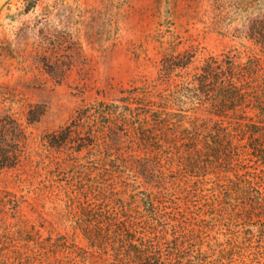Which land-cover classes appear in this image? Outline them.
Here are the masks:
<instances>
[{
	"label": "rangeland",
	"instance_id": "obj_1",
	"mask_svg": "<svg viewBox=\"0 0 264 264\" xmlns=\"http://www.w3.org/2000/svg\"><path fill=\"white\" fill-rule=\"evenodd\" d=\"M252 19H264V0H0V100L38 145L83 103L110 102L131 86L164 89L168 84L157 79L167 54L238 48L264 64L245 37ZM31 106L43 115L29 125ZM136 170L102 181L104 193L70 190L73 180L50 174L47 181L29 166L2 172L0 190L10 194L0 205V264H115V242L106 243L95 229L86 234L83 226L125 209L145 211L142 192L153 193L172 223L193 232L204 248L224 250L220 264H264L260 210L249 218L243 206L214 193L212 183L206 189L194 183L189 192L183 181L157 184ZM250 171L264 189V176ZM197 185L200 191L191 193ZM51 236L60 249L34 258L31 251L48 249Z\"/></svg>",
	"mask_w": 264,
	"mask_h": 264
},
{
	"label": "trees",
	"instance_id": "obj_2",
	"mask_svg": "<svg viewBox=\"0 0 264 264\" xmlns=\"http://www.w3.org/2000/svg\"><path fill=\"white\" fill-rule=\"evenodd\" d=\"M245 33L264 56V19H252ZM200 52L191 47L165 55L157 79L168 84L164 89L154 90L156 84L131 86L120 89L110 102L83 103L64 125L43 134L38 145L0 100V174L29 166L36 174L46 173L47 181L50 174L73 180L70 190L104 193L102 181L129 174L125 170L136 166L135 173L145 179L161 184L173 178L185 182L189 192L194 183L204 189L212 183L214 193L220 191L243 206L247 217L259 210L264 214V189L256 186L250 171L264 176L262 57L238 48ZM42 115L31 106L27 123L38 122ZM54 184L52 188L61 189ZM4 194L10 193L0 190L2 206L8 202ZM142 194L145 211L125 209L123 215L83 226L86 234L95 229L106 243L115 242V264L223 262L224 250L213 244L204 248L193 232L172 223L174 217L163 213L153 193ZM47 240L48 249L31 251L34 258L60 249L58 238Z\"/></svg>",
	"mask_w": 264,
	"mask_h": 264
}]
</instances>
